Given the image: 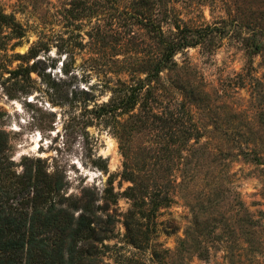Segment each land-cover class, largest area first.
Masks as SVG:
<instances>
[{
	"label": "rangeland",
	"instance_id": "rangeland-1",
	"mask_svg": "<svg viewBox=\"0 0 264 264\" xmlns=\"http://www.w3.org/2000/svg\"><path fill=\"white\" fill-rule=\"evenodd\" d=\"M0 145V225L48 182L81 264H264V0H0Z\"/></svg>",
	"mask_w": 264,
	"mask_h": 264
},
{
	"label": "trees",
	"instance_id": "trees-1",
	"mask_svg": "<svg viewBox=\"0 0 264 264\" xmlns=\"http://www.w3.org/2000/svg\"><path fill=\"white\" fill-rule=\"evenodd\" d=\"M181 31L180 34L185 32L184 29ZM166 40L164 66H168L177 51L190 44L181 36ZM8 159L0 145V162ZM33 185L36 187L37 184ZM58 195V189L45 182L43 189L32 200L31 214L26 213L18 220L8 215L1 221L0 264H81L77 243L93 237L94 229L84 215L75 219L57 199ZM168 206V201H163L156 203L154 208ZM52 229L57 230L59 235L55 242L45 235Z\"/></svg>",
	"mask_w": 264,
	"mask_h": 264
}]
</instances>
